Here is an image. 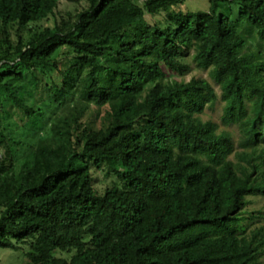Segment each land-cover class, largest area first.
<instances>
[{"label":"trees","instance_id":"trees-1","mask_svg":"<svg viewBox=\"0 0 264 264\" xmlns=\"http://www.w3.org/2000/svg\"><path fill=\"white\" fill-rule=\"evenodd\" d=\"M60 2L0 0V249L19 264H264V227L243 213L264 196V0ZM191 64L236 143L195 117L217 101L207 80L165 82ZM97 171L122 186L99 192Z\"/></svg>","mask_w":264,"mask_h":264},{"label":"rangeland","instance_id":"rangeland-1","mask_svg":"<svg viewBox=\"0 0 264 264\" xmlns=\"http://www.w3.org/2000/svg\"><path fill=\"white\" fill-rule=\"evenodd\" d=\"M143 3L140 2L141 6ZM85 7V0H61L58 15H62L65 13L75 14L78 11H81ZM182 13H202L209 11V0H186L185 4L179 9ZM219 13L228 15L229 18L233 21L237 18L238 15V7L235 3H224L221 4L219 8ZM149 21L151 19L147 17ZM155 21H164V15H159L155 19ZM238 32L240 35L245 38L247 42L246 51L248 52H263L262 44L260 43L256 30L253 29L249 25H239ZM29 36V34H28ZM14 43L18 42V38L15 33L13 34ZM192 78L204 79L207 80L215 89L217 94V101L213 106L207 107L203 113L200 115H196L203 122H212L218 125L217 132H228L231 134L234 142L236 143L238 140V132L235 126H223L221 123V117L223 114V106L224 104L220 101V90L219 87L216 86L211 79L208 71H203L195 64H191L190 71L185 76H179L173 73H167L166 81H178V82H189ZM0 104H2V98H0ZM13 122V120H11ZM14 129V137L16 139L21 138V132L15 131ZM94 187L99 192H103L107 187L118 184L120 187L122 184L113 177H106L105 172L97 171L94 175ZM247 205L244 209V217L248 218L245 222L248 230L264 227V196H248L246 198ZM22 253V252H21ZM21 253L13 252L11 250H3L0 249V264H19L24 260ZM24 253V251H23ZM62 257L68 258V254H62Z\"/></svg>","mask_w":264,"mask_h":264}]
</instances>
